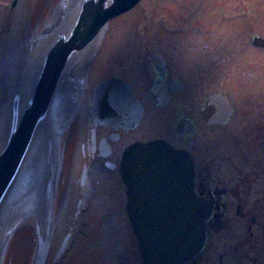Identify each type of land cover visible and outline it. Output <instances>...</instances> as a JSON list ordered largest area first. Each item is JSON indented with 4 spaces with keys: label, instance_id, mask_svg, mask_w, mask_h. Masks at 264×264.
I'll return each instance as SVG.
<instances>
[{
    "label": "flooded vegetation",
    "instance_id": "obj_1",
    "mask_svg": "<svg viewBox=\"0 0 264 264\" xmlns=\"http://www.w3.org/2000/svg\"><path fill=\"white\" fill-rule=\"evenodd\" d=\"M18 3L0 0V40L14 32ZM147 9L138 67L77 93L86 112L71 115L56 182L57 191L66 177L77 193L69 229L46 264L63 255L68 264H142L120 166L126 148L154 140L188 154L193 191L210 208L204 245L184 264H264V0H151ZM113 77L142 107L132 128L92 114L94 88ZM94 182L122 233L111 243L84 229L90 205L81 194Z\"/></svg>",
    "mask_w": 264,
    "mask_h": 264
},
{
    "label": "water",
    "instance_id": "obj_2",
    "mask_svg": "<svg viewBox=\"0 0 264 264\" xmlns=\"http://www.w3.org/2000/svg\"><path fill=\"white\" fill-rule=\"evenodd\" d=\"M139 1L80 0L67 31L57 35L46 50L31 95L23 107L20 103L23 80L15 84L10 115L5 123L8 133L4 134L3 130L0 143V214L13 191H18L15 184L35 142L39 154L37 174L46 182L47 202L43 223L38 221L31 264H45L49 253L60 171L50 144L47 156L43 155L45 144L41 143V134L51 124L64 94L76 100L93 61L96 42L102 38L109 21ZM21 65L19 70L26 69L25 61ZM92 99V114L101 123L132 128L142 113L132 89L119 77L99 83ZM45 163L49 166L47 178ZM120 174L126 187L127 214L138 239L141 263L184 264L193 259L204 245L210 208L193 191V166L188 154L162 140L135 143L124 151ZM65 243L66 239L57 258L64 251ZM3 255L1 243L0 264Z\"/></svg>",
    "mask_w": 264,
    "mask_h": 264
},
{
    "label": "rangeland",
    "instance_id": "obj_3",
    "mask_svg": "<svg viewBox=\"0 0 264 264\" xmlns=\"http://www.w3.org/2000/svg\"><path fill=\"white\" fill-rule=\"evenodd\" d=\"M64 0H19L15 11L14 32L0 40V143L5 127L6 115H10L13 93L16 82L24 80L26 69H18L12 75V58L17 52H25L31 42L49 27L61 26L64 15L60 8ZM151 0H141L140 4L129 11L113 18L108 23L104 35L94 50V59L86 79L82 85L89 89L100 79L111 75H126V71L138 67L140 61L141 44L146 41V34L142 35L139 28L145 26L147 20V7ZM59 22V25H56ZM146 27V26H145ZM138 28V30H136ZM139 57L137 58V55ZM23 61L26 59L22 56ZM25 64L27 62L25 61ZM19 65V64H18ZM67 95V94H66ZM76 100L68 95L61 98L59 108L54 111L51 124L41 134V143H44L43 155L47 156L48 146L56 153L60 169L64 159L65 144L67 141V125L71 115L76 112L80 118L86 112L85 101ZM47 164L44 173L49 175ZM60 175V174H59ZM47 178V177H46ZM63 178V177H62ZM64 187L55 191L53 233L46 262L52 261L60 243L66 235L71 219V209L77 191H69L71 183L64 178ZM63 181V180H62ZM57 182V181H56ZM100 191V184L92 183L82 191L83 204L90 205L88 227L93 230V236L102 243L116 241L122 233L116 218L109 211L110 201ZM18 196L13 193L8 198L0 214V244L2 243L4 255L1 264H31L38 232V220L27 205L22 207ZM86 203V204H85ZM81 219V217L79 218ZM84 219H86L84 217ZM88 234V233H87ZM90 235V233L88 234ZM62 262L68 264L66 255L61 257ZM46 264V263H45Z\"/></svg>",
    "mask_w": 264,
    "mask_h": 264
},
{
    "label": "bare ground",
    "instance_id": "obj_4",
    "mask_svg": "<svg viewBox=\"0 0 264 264\" xmlns=\"http://www.w3.org/2000/svg\"><path fill=\"white\" fill-rule=\"evenodd\" d=\"M80 0H64L60 8L61 14L64 15V20L62 25L58 27H53L44 31L36 39V41L31 42L27 47L25 52H18L14 56L12 75H15L18 71V66H22L23 61L22 56L27 61L26 65V75L22 82V92L20 95V103L23 107L31 95L34 82L40 72L41 63L44 54L57 35L67 31L72 18H74L75 11L78 8ZM100 40L96 42L99 43ZM96 46V45H95ZM95 48V47H94ZM93 48V49H94ZM81 62V61H80ZM19 64V65H18ZM7 117V115L5 116ZM7 119L5 120V123ZM6 125V124H5ZM8 133V126L4 129V134ZM3 134V135H4ZM36 143L34 142L30 147L28 157L22 167L19 174L15 188L18 191H13L18 196V202L23 207L27 205V208L34 213L37 220L43 223L44 218V207L47 202V191L46 182L43 176H39L37 173L36 163L38 162V149ZM39 148V147H38Z\"/></svg>",
    "mask_w": 264,
    "mask_h": 264
}]
</instances>
